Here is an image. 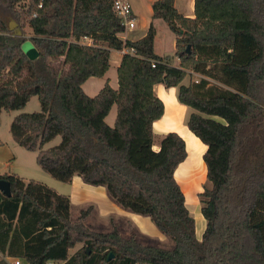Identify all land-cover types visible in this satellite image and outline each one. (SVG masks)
Wrapping results in <instances>:
<instances>
[{
    "label": "trees",
    "instance_id": "obj_1",
    "mask_svg": "<svg viewBox=\"0 0 264 264\" xmlns=\"http://www.w3.org/2000/svg\"><path fill=\"white\" fill-rule=\"evenodd\" d=\"M152 8L176 36L173 56L156 53L153 23L142 38L125 39L113 0H0V111H10L17 97L24 108L37 96L45 114L14 118L29 133L23 145L38 151L37 164L51 172L84 160L74 167L85 182L107 185L174 247L145 245L117 226L94 231L84 222L90 208L72 221L43 206L15 174H2L12 195L0 191V251L29 264H264V0H194L193 17L175 0H155ZM12 18L23 35L11 30ZM25 26L35 59L23 50ZM84 36L93 43L81 42ZM124 47L136 52L122 56L118 87L107 80L88 95L83 84L104 77L112 50ZM193 73L202 77L184 83ZM157 84L177 89L191 109L187 127L207 146L211 187L199 193L207 222L201 238L176 178L188 157L186 140L170 131L157 141L154 123L165 113ZM55 128L64 145L41 149Z\"/></svg>",
    "mask_w": 264,
    "mask_h": 264
},
{
    "label": "crops",
    "instance_id": "obj_2",
    "mask_svg": "<svg viewBox=\"0 0 264 264\" xmlns=\"http://www.w3.org/2000/svg\"><path fill=\"white\" fill-rule=\"evenodd\" d=\"M128 1L131 3L133 7L134 15L136 19V25L134 29L127 31L126 33H123L122 36L125 39L138 40L147 34L151 26V23H153L155 26L156 22L161 19L153 18L152 4L155 0H128ZM175 5L177 9L184 15L189 17L194 16V0H175ZM168 34L171 35L172 51L175 52V39H176L175 34L173 32L172 34L171 33ZM158 42H159V33L157 30L156 39H155V51L157 54H159L156 50ZM113 51L117 53L114 60L117 66H119L123 54L120 52V50L113 49L111 52V65L113 60L112 58ZM159 55L165 56L162 54ZM169 55L173 56L174 53L172 55L171 54ZM104 77L89 78L83 84V89L85 90V92L87 90L88 91L86 92L87 94L89 93L92 96L96 95L105 84L102 81H100V78H104ZM116 84L117 85H112V86L114 88L118 87V79L116 80ZM85 86L89 88L87 87L85 88ZM155 92L164 101L165 112H166L164 113V116L160 120L154 123V130L156 134L163 135L170 131H177L186 140V144L189 143L188 142L189 139H191L194 143L197 144V141L195 140L196 138L195 135L189 130L187 126L184 127L182 131H178L175 128L178 125V123H176L175 126H167L166 123L162 122L165 116L167 115V110H168L166 99L169 100L173 106L177 104L178 108L181 107V111L186 110L187 106L181 104L176 97L177 89L175 87L166 88L163 84H157L155 85ZM14 109H15V105L11 108L10 111L18 113V110H14ZM1 111H3V109H1ZM112 111L113 108L111 110V113L106 118L109 124H113L116 118L115 115L112 113ZM35 112L40 114H45L46 108L41 104L40 110L39 111L36 110ZM17 115L18 114H14V116L12 117L13 120L10 124V128L12 130H14L17 126L14 123V118ZM158 122H160L159 129L156 128V123ZM26 135H29V133L25 131L24 136ZM52 137L55 138V139L53 138V140H58L59 142L62 143V139H60L58 135H56L55 133L45 140L47 142L46 143L47 145L49 144V142H52ZM1 143L2 145H0V175L15 174L21 186L26 191H30L32 195L35 198H37L43 206H53L66 218L72 221H77L81 215V212L83 210L90 208V213L85 218L84 222L90 229L94 231H98L96 228L98 224H104L106 227H111L110 229L106 228L109 229L107 231H110L114 226H117L122 236L126 238H129L132 235H134L137 240L140 237L139 235L147 236L153 239H158L159 241H167V239L169 238L158 229V227L151 221L150 217L138 213L134 211L132 208L125 205L124 203L115 200L112 197L109 191V187L107 185L104 184L95 185L85 182L82 177V173L80 169L74 167L75 161H73L71 165H68L64 168L60 167L51 172H47L44 170L48 175L50 174L49 176H51L50 177L51 179H49V177H42L38 175L36 176L35 174L31 175L32 173H30V169L27 172H25L24 170L11 169V167L13 166L14 158L16 159V154L13 150V145L6 144L5 147H2L3 142ZM202 144L205 145L203 142ZM187 147L189 148V144H187ZM31 152H36V151H31ZM186 160H188V157ZM186 160L180 164V166L176 171V178L180 185L181 182L178 179V175H180L181 173H179V170L181 166L186 162ZM6 167H9L10 169L8 171H5L4 169H6ZM198 212L199 211L195 212L194 214L198 215ZM124 233H126L127 236H125Z\"/></svg>",
    "mask_w": 264,
    "mask_h": 264
},
{
    "label": "rangeland",
    "instance_id": "obj_3",
    "mask_svg": "<svg viewBox=\"0 0 264 264\" xmlns=\"http://www.w3.org/2000/svg\"><path fill=\"white\" fill-rule=\"evenodd\" d=\"M17 7L20 8L21 5H17ZM12 20L15 19L12 18L10 22ZM155 26L159 33V42L156 48L157 52L165 56H168L169 54L172 55L174 53L172 51V38L171 35L168 34V33L172 34V31L169 29L168 24L163 19H161L156 22ZM24 28H25V36L27 37V40L23 43V50L25 51V53L28 55L29 58L35 59L38 57V51L37 48L34 46L32 40L29 38L32 31L28 26H25ZM116 55L117 53L113 51L112 53L113 60H112L111 68L106 73L104 78H100V81H102L103 83H105V81L107 80H110L111 85H117L116 80L118 79V74H117L118 66L114 60ZM172 63L178 64L177 59L173 60ZM201 77L202 75H200L199 73H193L192 78L187 77L184 80V83L188 84L190 82V79L193 81H198ZM212 82L219 83L217 80H212ZM86 87L87 86H85V88ZM86 92L88 91L86 90ZM88 95L90 94L88 93ZM21 101H22V97H17L14 110H18V113L5 110L4 108H2L3 111L0 112V145H2L1 142H3L2 147H5L6 144L13 145V150L16 154V159L14 158L13 166L11 167L12 170H24L25 172H27L30 169V173H32L31 175L35 174L36 176L38 175L42 177H49V179H51L50 178L51 176H49L50 174L48 175L36 162V155L38 152L37 151L31 152L27 150L23 145V142L28 138V135L24 136L25 130L20 126H16L14 130L10 128V124L13 120L12 117L14 116V114L20 113V114L30 115L33 114V112L36 113L35 112L36 110L37 111L40 110L41 103L39 102L37 96H32L24 108L18 107V104ZM166 102L168 105V110H167V115L165 116L162 122L166 123L167 126H175V124L178 123V125L175 128L178 131H182V129H184V127L187 126L186 119L191 109L189 110V108L186 107V110L181 111V107L178 108L177 104L173 106L172 103L167 99ZM112 113L116 117L117 114L116 106L113 107ZM159 123L160 122L156 123V128L158 129H159ZM55 133L56 135H58L60 139H62V143L59 142L58 140H53L54 137H52V142H49L48 145L46 144L47 143L46 141L40 143L39 146L41 149H45L49 147L51 148L54 146L62 147L64 145L65 139L58 134V130L56 128L54 134ZM160 137L161 135H158L157 141H159ZM195 137L197 144L194 143L191 139L188 140L189 142L187 143L189 144V148L187 147L188 160H186V162L181 166L179 170V173L181 174L178 175V179L181 182L182 185L181 187L185 192L186 200H187L186 203L192 215L193 216L196 215L194 213L199 211L198 215L194 217L196 219V233L198 237L201 238L207 222L201 212L202 203L200 201L199 193L204 191L205 187H211V183L207 179V167L203 159V154L207 150V146L203 145L202 141H200V139L197 138V136ZM74 161L84 163V160L78 158H74ZM9 169H10L9 167H6V169L4 170L8 171ZM96 228L100 232L103 231L105 232L109 230L111 227H106L104 224H98ZM124 234L125 236H127L126 233ZM139 236L140 237L138 240L141 243H144L145 245H153L163 248L174 247V241L171 240L170 238H168L167 241H159L158 239L149 238L147 236H143V235H139ZM81 246L82 244H78L75 248L70 249L69 251L70 254H73Z\"/></svg>",
    "mask_w": 264,
    "mask_h": 264
},
{
    "label": "built area",
    "instance_id": "obj_4",
    "mask_svg": "<svg viewBox=\"0 0 264 264\" xmlns=\"http://www.w3.org/2000/svg\"><path fill=\"white\" fill-rule=\"evenodd\" d=\"M113 10L122 19V23L126 29L125 33L135 28L136 19L134 15V10L131 3L128 0H113ZM81 42L92 44L93 40L88 36H84L81 39ZM120 52L124 55L125 53L134 54L136 51L134 48L124 47L120 50ZM0 264H29V263L22 257L0 251ZM46 264H54V263L52 261H48Z\"/></svg>",
    "mask_w": 264,
    "mask_h": 264
},
{
    "label": "water",
    "instance_id": "obj_5",
    "mask_svg": "<svg viewBox=\"0 0 264 264\" xmlns=\"http://www.w3.org/2000/svg\"><path fill=\"white\" fill-rule=\"evenodd\" d=\"M10 28L11 30L14 31L15 35L21 36L23 34L22 29L18 26V23L15 20L11 21ZM189 49H190V46L188 47V50ZM0 191H2V193L5 194L6 196L12 195L11 184L8 180L0 179ZM113 257L114 255L111 253L109 256V260H111Z\"/></svg>",
    "mask_w": 264,
    "mask_h": 264
}]
</instances>
